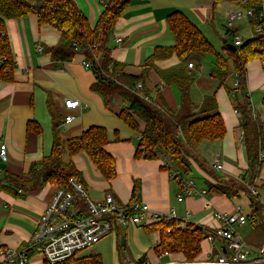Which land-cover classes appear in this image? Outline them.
Masks as SVG:
<instances>
[{"label": "crops", "instance_id": "crops-1", "mask_svg": "<svg viewBox=\"0 0 264 264\" xmlns=\"http://www.w3.org/2000/svg\"><path fill=\"white\" fill-rule=\"evenodd\" d=\"M106 1L74 0L77 9L91 27L103 12ZM240 2L219 0L214 5L213 0H131L115 23L109 41L110 56L125 65L126 74L140 75L142 66L155 49L174 45L166 18L176 12L182 13L207 40L209 35L217 33L219 27H223L220 30L224 35L239 37L238 30L243 29V24L252 38V24L244 19L235 22L238 25H233L231 30L226 27L227 14L245 8ZM5 28L15 70L12 82L0 81V145L6 146L7 154L6 162L0 163V243L17 250L27 246L41 212L56 190L50 184L31 188L28 175L30 166L47 156L52 147L53 122L46 108L47 100L51 99L61 118L65 116L64 99H75L80 103L73 120L69 123L62 122L59 126V136L63 141L80 137L91 126L107 130L108 115L113 114L120 119L118 115L125 104L119 97H115L111 105L105 108L102 99L90 91L95 79L91 70L83 66L84 58L81 53H77L68 62L51 59L47 48L59 43V33L54 27L39 25L37 18L30 14L21 19L5 21ZM190 63L193 64L192 68H187ZM190 63L182 65L176 55L156 61L154 69H150L144 78V87L150 98L165 109L178 111L179 102L174 100L171 87L163 83L159 73L183 67L190 76L195 68L193 61ZM246 77L249 102L256 117L264 124V72L258 60L246 65ZM235 86L236 81L232 89ZM223 88L215 83L213 89H205L201 97H194L190 93L197 108L205 98L213 96L217 112L225 126L223 139L202 142L197 148V154H192L190 173H180L184 179L194 181L198 190H205L206 196L183 197L179 202L177 198L183 192L171 176L178 170L163 169L167 165L166 157L159 156L153 160L135 158L136 147L130 141L114 144L109 142L105 146L116 162L117 175L109 182L102 178L83 153L69 157L67 150H64L61 154L62 161H71L81 173L84 187L92 201H101L105 195L110 194L118 206H126L133 203L131 193L137 184L138 195L134 202L146 204L162 215L174 209L175 218L181 224L197 225L205 229L219 226L216 218L218 213L239 210L249 221L244 225H235V233L250 248L264 247V162L257 177L249 183L251 187L247 186L244 179L247 160L239 116L229 93L232 89L227 86ZM30 123L39 126L40 134L28 129ZM143 127V123H139L140 130ZM216 163L222 166L221 170L213 168ZM193 170L196 178L191 175ZM216 186L228 189L230 194L218 192L215 190ZM248 189L249 192L250 189L256 192L253 200L249 197ZM143 227L131 226L127 230L117 228L109 234L124 238V244L121 245L126 246L128 243L134 244L136 237L142 238L140 232H143L145 238L142 241L145 243L138 249L140 257L131 264H137L139 260L145 264H190L179 254L160 257L155 252L159 234H149ZM224 248L225 242L221 239L216 238L212 242L203 239L201 253L191 263L215 262L225 254ZM35 258L29 264H35Z\"/></svg>", "mask_w": 264, "mask_h": 264}, {"label": "trees", "instance_id": "trees-1", "mask_svg": "<svg viewBox=\"0 0 264 264\" xmlns=\"http://www.w3.org/2000/svg\"><path fill=\"white\" fill-rule=\"evenodd\" d=\"M130 1L107 0L103 12L91 27L77 9L74 0H0V81L12 82L15 70L5 21L21 19L32 14L37 18L39 25L52 26L59 33V43L47 48L51 59L68 62L77 53H81L84 61L89 63L95 79L90 91L102 99L103 106L108 108L115 97H119L124 102L125 108L118 117L129 129L139 134L135 158L153 160L159 156L166 157L169 166L167 164L163 169H174L183 175H188L191 171L192 154H197L198 146L204 141H220L225 135V126L217 112L214 97L205 98L197 108L190 97L193 79L183 67L160 72L159 76L163 83L178 91L179 108L178 111L173 112L150 98L144 87V78L150 69H154L156 61L168 59L172 55H176L182 65H186L192 61L193 56L210 54L214 57V64L208 76L217 83L218 87L226 88L230 64L236 74V86L229 90V93L239 116L242 144L246 153L245 184L251 187L249 183L257 177L264 162V157L260 158V155L264 154V124L256 117L249 102L246 65L258 60L264 72V31L244 41L242 46L236 47L235 52L223 47V51L219 53L182 13H173L166 18V24L173 35L174 45L170 48L155 49L153 55L142 66L141 74L133 76L124 72V64L111 58L109 48L115 23ZM218 1L213 0L214 5ZM259 1L247 0L243 6L252 8ZM138 84H141L139 89L136 88ZM46 108L53 122V143L50 153L30 166L28 175L31 188L50 184L56 189H69V180H75L84 186L82 175L74 164L71 161L68 163L62 161L61 154L64 150H67L69 157L85 154L105 181L115 179L116 162L105 149L109 143L106 129L91 126L80 137L63 141L59 136V126L63 118L57 113L51 99L47 100ZM139 123L144 125L142 130L139 128ZM28 129L40 134V128L35 123H30ZM115 137L118 140L117 134ZM200 167L203 165L200 164ZM173 179L176 181L175 178ZM177 184L180 186L179 183ZM215 190L230 194L226 188L216 186ZM248 194L253 200L254 197L249 189ZM137 195L138 186L135 184L131 201H136ZM143 228L149 234L154 232L159 234V242L155 247L158 255L161 252L179 254L187 263H191L201 253L204 230L201 226L192 224L182 226L176 219H162ZM57 264H101V259L99 256L77 258L74 254ZM137 264H145V262L139 260Z\"/></svg>", "mask_w": 264, "mask_h": 264}, {"label": "built area", "instance_id": "built-area-1", "mask_svg": "<svg viewBox=\"0 0 264 264\" xmlns=\"http://www.w3.org/2000/svg\"><path fill=\"white\" fill-rule=\"evenodd\" d=\"M246 1L241 0L242 6ZM242 19L250 24L254 22L251 28L253 35L262 33L264 0H260L252 8H241L228 13L227 29L231 30L234 23ZM117 41L121 42L120 39ZM243 43L244 40L240 37L233 36V45L239 47ZM82 64L86 69H90L87 61H83ZM187 68H192V64H188ZM140 87L141 84L136 86L137 89ZM63 108L65 110L63 122L69 123L80 108V103L75 99H64ZM263 157L264 154H261L260 158ZM6 160V146L0 145V163H5ZM166 163L169 166V162ZM213 168L221 170L222 166L216 163ZM171 176L180 184L183 192L177 198L179 202L183 197L206 196L205 190H198L195 182L184 179L179 171H174ZM250 194L255 196L256 192L250 189ZM216 218L219 226L215 229L204 228L203 239L209 242L216 238L223 240L225 254L215 262L203 264H264V247L257 249L248 247L234 231L235 225H244L249 221L245 215L236 210L232 213H218ZM162 219L175 220L174 209L162 215L143 203L133 202L129 206L122 207L115 203L110 194L105 195L101 201H92L81 183L69 180V189L58 188L54 191L41 212L35 231L26 247L16 250L0 243V264H29L34 257H40L42 263L57 264L95 245L117 228L127 230L131 226H146ZM167 255L169 254L166 252L159 254L160 257Z\"/></svg>", "mask_w": 264, "mask_h": 264}, {"label": "rangeland", "instance_id": "rangeland-1", "mask_svg": "<svg viewBox=\"0 0 264 264\" xmlns=\"http://www.w3.org/2000/svg\"><path fill=\"white\" fill-rule=\"evenodd\" d=\"M235 27L238 25L237 23L234 24ZM243 29L238 30L239 37L246 41L250 39V34L246 28V25H241ZM223 27H219L217 33L209 35L208 40L213 45V48L216 52L221 53L223 51V40H226L227 43L231 44L233 42L232 36L224 35V32H221ZM193 61L195 68L190 72L191 78L194 80V84L191 88L190 93L194 94V97H201L202 93L205 89H213L214 84L216 83L212 80L208 75H203L201 70L211 69L214 64V57L210 54H202L196 55L191 58ZM230 75L226 81V86L229 89H232L233 83L236 81L235 73L233 70V66L230 64L229 66ZM172 97L178 103L179 102V95L176 88L171 87ZM224 89V88H223ZM222 91V90H221ZM107 117V137L111 144L114 143H126L130 141L136 147L139 140V134L135 131L129 129L120 119H118L115 115H108ZM116 118V119H115ZM115 120V121H114ZM115 134L118 136V140H116ZM195 170V169H194ZM193 170L192 176H195L196 173ZM196 178V176L194 177ZM140 232V231H139ZM141 237H136L134 239V244L126 246L121 245V236L116 237L115 235H109L103 239H101L95 245L78 252V258H88L90 255L97 254V256L101 259V264H131L135 263L140 256H138L139 248L141 244L145 242L142 241L143 232H140ZM40 257H36L34 259L35 264H39L41 262ZM129 262V263H128Z\"/></svg>", "mask_w": 264, "mask_h": 264}, {"label": "water", "instance_id": "water-1", "mask_svg": "<svg viewBox=\"0 0 264 264\" xmlns=\"http://www.w3.org/2000/svg\"><path fill=\"white\" fill-rule=\"evenodd\" d=\"M223 44H224V47H225L227 50H229L230 52H235L236 49H237L235 45L227 43L226 40H223ZM201 73H202L203 75H208V74H209V69H205V68H203V69L201 70ZM121 244H124V238H121Z\"/></svg>", "mask_w": 264, "mask_h": 264}]
</instances>
